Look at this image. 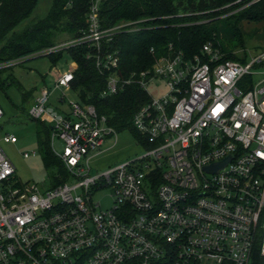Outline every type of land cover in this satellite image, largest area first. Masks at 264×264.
<instances>
[{
    "label": "built area",
    "instance_id": "2783aa9c",
    "mask_svg": "<svg viewBox=\"0 0 264 264\" xmlns=\"http://www.w3.org/2000/svg\"><path fill=\"white\" fill-rule=\"evenodd\" d=\"M100 1L90 6L80 36L28 57L86 45V58L106 75L101 98L139 86L148 99L132 130L145 153L93 173V161L119 132L73 91L76 64L65 72L55 67L64 107L49 105L43 88L29 115L51 122V151L67 176L54 174L46 190L20 184L2 149L19 140L0 133V264H254L256 252L264 258V50L235 52L233 59L207 43L186 58L170 44L167 55L151 49L146 69L126 73L116 38L139 32L141 22L104 27ZM28 57L0 60V80ZM68 92L76 100L66 106ZM101 193L110 207L97 199Z\"/></svg>",
    "mask_w": 264,
    "mask_h": 264
},
{
    "label": "trees",
    "instance_id": "16d2710c",
    "mask_svg": "<svg viewBox=\"0 0 264 264\" xmlns=\"http://www.w3.org/2000/svg\"><path fill=\"white\" fill-rule=\"evenodd\" d=\"M96 0H55L48 15L34 20L21 31L16 27L28 18L39 0H0V60H11L59 44L60 37L68 40L80 36L86 28V17ZM253 0H101L100 18L104 27L120 22H141L139 32L124 33L116 38L115 45L121 51L123 72L146 69L153 62L151 49L156 55L168 54L172 44L186 58L198 55L203 46L213 43L233 59L238 56L225 46L223 41L234 42L235 48L244 43L238 24L242 20H264V0L249 5ZM228 6V7H227ZM235 19L223 29V21ZM67 52L76 64L72 89L86 104L95 105L100 114L106 115L118 131L132 130V118L148 96L139 86H129L117 95L101 98L106 87V75L96 69L92 60L86 58V45L71 47L63 52L47 55L53 63L61 60ZM56 57V58H55ZM2 74V73H1ZM5 81L0 80V89ZM42 134V133H41ZM50 129L45 127L39 146L46 169L66 177L60 160L52 153L49 143ZM254 264H264V258L256 252Z\"/></svg>",
    "mask_w": 264,
    "mask_h": 264
},
{
    "label": "rangeland",
    "instance_id": "374dc122",
    "mask_svg": "<svg viewBox=\"0 0 264 264\" xmlns=\"http://www.w3.org/2000/svg\"><path fill=\"white\" fill-rule=\"evenodd\" d=\"M54 1L39 0L32 14L22 21L15 31L25 29L34 20L45 18L50 12ZM259 1L253 0L249 5ZM235 22V19L223 21L222 28L227 29L230 24V28H232ZM238 27L244 43L241 48H235L234 42L223 41L232 53L247 52L256 54L264 50V20H242ZM66 41H68V37L62 35L59 42ZM72 63L73 61L67 52H64L61 60L56 63H53L46 56L28 57L23 64L11 67L2 74L5 86L0 89V105L4 113L0 119V133L15 135L19 140L14 145L3 144L2 149L13 163L16 169L15 177L20 184L31 183L39 186L42 190L48 189L51 185L53 169L45 168L39 146V139L42 137L43 130L45 127L50 129L51 122L47 117L37 121L32 119L29 110L34 106L41 90L47 88L51 93L49 105L61 111L64 106H60L58 100L62 96V91L55 86L54 77L52 76L53 69L56 67L60 72H65L72 68ZM161 90L165 91V87H161ZM152 92H156V90H152ZM65 100L64 105L67 106L70 100H76V95L73 92H68ZM50 139L51 134L49 143ZM53 146L57 153H62L63 145L59 140H54ZM24 153L30 154V157L25 158ZM144 153L145 150L137 144L133 132L124 130L117 133V137L106 141L100 154L92 163L93 173L104 172ZM104 196L105 193H101L97 196V199L104 206L110 207L111 199Z\"/></svg>",
    "mask_w": 264,
    "mask_h": 264
},
{
    "label": "water",
    "instance_id": "95a60500",
    "mask_svg": "<svg viewBox=\"0 0 264 264\" xmlns=\"http://www.w3.org/2000/svg\"><path fill=\"white\" fill-rule=\"evenodd\" d=\"M220 166H222V164H221V165H217V166L214 167L213 169H217V168H219Z\"/></svg>",
    "mask_w": 264,
    "mask_h": 264
},
{
    "label": "crops",
    "instance_id": "0c3cea01",
    "mask_svg": "<svg viewBox=\"0 0 264 264\" xmlns=\"http://www.w3.org/2000/svg\"><path fill=\"white\" fill-rule=\"evenodd\" d=\"M63 108V107H62ZM62 110V109H61Z\"/></svg>",
    "mask_w": 264,
    "mask_h": 264
}]
</instances>
